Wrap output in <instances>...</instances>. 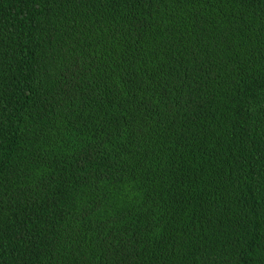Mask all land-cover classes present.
I'll list each match as a JSON object with an SVG mask.
<instances>
[{
	"label": "trees",
	"instance_id": "1",
	"mask_svg": "<svg viewBox=\"0 0 264 264\" xmlns=\"http://www.w3.org/2000/svg\"><path fill=\"white\" fill-rule=\"evenodd\" d=\"M0 264H264V0H0Z\"/></svg>",
	"mask_w": 264,
	"mask_h": 264
}]
</instances>
